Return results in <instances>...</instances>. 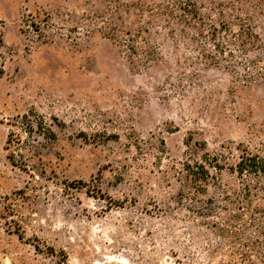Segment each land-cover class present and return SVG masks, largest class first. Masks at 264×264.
Instances as JSON below:
<instances>
[{
	"label": "rangeland",
	"instance_id": "obj_1",
	"mask_svg": "<svg viewBox=\"0 0 264 264\" xmlns=\"http://www.w3.org/2000/svg\"><path fill=\"white\" fill-rule=\"evenodd\" d=\"M245 152L264 0H0V264H264Z\"/></svg>",
	"mask_w": 264,
	"mask_h": 264
},
{
	"label": "trees",
	"instance_id": "obj_2",
	"mask_svg": "<svg viewBox=\"0 0 264 264\" xmlns=\"http://www.w3.org/2000/svg\"><path fill=\"white\" fill-rule=\"evenodd\" d=\"M185 170L189 176H193L195 183L198 186H200L202 181H208V169L201 164L196 163L195 168L187 164ZM198 170H200V173H198ZM234 171L241 177L244 175H264V159L258 155L245 152L240 157V161L236 164Z\"/></svg>",
	"mask_w": 264,
	"mask_h": 264
}]
</instances>
